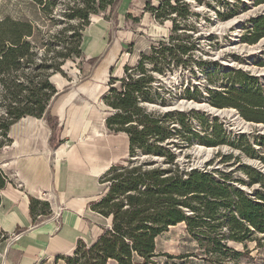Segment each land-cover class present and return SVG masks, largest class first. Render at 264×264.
Returning a JSON list of instances; mask_svg holds the SVG:
<instances>
[{
    "label": "trees",
    "instance_id": "16d2710c",
    "mask_svg": "<svg viewBox=\"0 0 264 264\" xmlns=\"http://www.w3.org/2000/svg\"><path fill=\"white\" fill-rule=\"evenodd\" d=\"M32 1L46 12H51L55 5L53 0ZM118 1L80 0L81 9L67 7L70 13L67 15L86 23L89 14L112 11ZM203 1L160 0L154 6L151 0H145L143 12H148L158 23L169 22L171 35L149 58V69L140 60L135 67L124 68L122 77L108 81L109 88L102 97L104 106L110 110L105 125L112 133L127 135L128 158L111 166L103 175L100 183L105 192L91 208L107 227L91 245L78 243L71 255L62 258L64 264H159L155 261L158 257L156 239L178 224H185L188 235L197 245L196 257L205 264H232L227 260L228 255L250 259V242L264 249L263 174L249 166H240L247 179L237 182L249 187L259 186L248 194L231 183L236 182L231 176L218 170L182 168L169 147H187L197 137L191 131L188 116L148 111L143 105L154 101L149 93L155 80L153 73L162 74L171 67L184 66L192 56L195 45L188 41L190 36L183 37L177 32L184 29L192 13L191 2L202 4ZM263 3L264 0H255L256 5ZM205 5L212 7L210 3ZM235 12L234 4L217 16L226 20ZM251 24L249 36L244 40L255 44L264 38V16L251 19ZM38 37L40 31L28 22L0 21V150L9 143L11 125L27 116H43L57 93L50 77L62 73L65 62L82 53V35L81 41L76 32L67 37L53 36L61 49L50 57L45 55L36 64V53L30 41ZM255 80L242 76V81L251 82L249 84H254ZM117 82L118 88L114 86ZM208 103L219 110L234 108L244 120L264 124V92L250 85L240 89L230 86L221 93L210 92ZM192 115L197 116L194 112ZM168 120L176 121L180 128L169 129ZM173 132L180 138L178 142L169 140ZM211 134L197 139L210 147L230 143L221 127H212ZM248 149L249 156H254L249 144ZM139 155L163 158V162H139L134 159ZM228 159L231 157L222 156L223 162ZM260 159L264 164V157ZM6 183L7 177L0 169V202ZM49 209L47 202L30 199L29 211L33 218L47 215ZM3 239L0 230V241ZM230 243L240 244L243 251L234 250Z\"/></svg>",
    "mask_w": 264,
    "mask_h": 264
},
{
    "label": "rangeland",
    "instance_id": "374dc122",
    "mask_svg": "<svg viewBox=\"0 0 264 264\" xmlns=\"http://www.w3.org/2000/svg\"><path fill=\"white\" fill-rule=\"evenodd\" d=\"M54 7L51 12L42 11V7L34 4L32 0H0V21L10 19L13 21H25L40 31V37L32 39V51L36 53L35 63L47 55L52 56L61 49L53 36H70L73 32L83 36L88 27L105 25L106 33L110 27L114 32L125 30L135 35L132 37L135 49L127 45L123 54L119 57L118 66L124 64V68H133L140 60L145 62L149 69V58L157 52L161 44L167 42L171 35L169 22L158 23L152 19L147 22L143 16L148 17L144 11L145 0H119L113 10H105L97 14H89L86 23L71 18L67 14V7H73L76 11L81 9L80 0H53ZM160 0H151L154 6ZM204 0L202 4L191 2V15L188 16L185 27L177 32L181 36H190L189 42L194 43L195 50L187 59L184 66L171 67L162 74L153 73L154 82L150 85L149 93L154 101L144 103L148 111L165 114L171 112L185 113L188 116L192 132L197 137L211 136L212 127H221L226 131L228 141L235 146L223 144L217 147L206 146L197 137L192 143L184 148L170 145L171 151L176 155L178 164L185 169L218 170L231 176V182L236 187L243 188L248 194L259 188L258 184L249 187L242 185L237 180L246 181V176L240 169L245 165L254 168L264 176V124L244 120L234 108H222V114H211L204 108H190L187 103L209 106L210 92L221 93L226 88L233 86L236 89L252 86L254 89L264 92V38L255 44H248L244 38L249 36L251 19L264 16V3L256 5L255 0ZM212 4V7L206 6ZM236 6L235 14L229 19L218 18L217 13H223L225 8ZM123 28V29H122ZM128 29V30H127ZM66 30V31H64ZM62 32V34H61ZM110 37V33L107 37ZM51 37V38H49ZM67 41L66 38H63ZM90 40L86 35V41ZM50 49V50H49ZM49 50V52H48ZM134 52V55H132ZM84 57L68 59L61 67L62 73L50 77V83L55 87L59 82L60 88L66 86L71 78L79 77L85 68ZM117 66V67H118ZM118 67V68H119ZM118 73H114L117 75ZM247 75L255 78L254 84L242 81V76ZM121 72L119 77H122ZM55 77V78H52ZM118 88L119 83L114 85ZM105 84V92L108 90ZM107 109V108H106ZM215 109V107H214ZM109 114L110 110L107 109ZM217 110H219L217 108ZM194 112L198 119L192 115ZM174 122V123H172ZM167 125V124H166ZM168 127L179 129L176 121L168 120ZM171 142H178L180 138L173 132L169 138ZM248 144L254 150V156H249ZM143 156V157H142ZM222 156H230L227 162L222 161ZM153 158L139 155L134 158L139 162H154L161 164L163 158ZM125 161V160H124ZM123 161V162H124ZM164 166V165H163ZM50 206V205H49ZM264 244V243H263ZM229 246L236 251H243L240 244L230 243ZM249 258H234L228 255L232 264H264V249L256 248L253 242L248 243ZM196 243L190 238L185 224L170 227L156 239L155 259L159 264H205L199 257ZM165 255L173 256L168 259ZM177 258H183L181 260Z\"/></svg>",
    "mask_w": 264,
    "mask_h": 264
},
{
    "label": "crops",
    "instance_id": "0c3cea01",
    "mask_svg": "<svg viewBox=\"0 0 264 264\" xmlns=\"http://www.w3.org/2000/svg\"><path fill=\"white\" fill-rule=\"evenodd\" d=\"M142 18L152 21L150 14ZM106 27H88L81 46L85 68L65 87L56 83L43 116L21 118L9 128V143L0 150L7 177L0 202V264H64L62 258L78 243L91 245L107 227L91 208L105 192L103 175L128 158V137L106 128L109 112L102 97L110 78L123 73L117 60L127 45L135 49V35L111 27L106 33ZM43 191L51 194L49 213L33 218L30 199Z\"/></svg>",
    "mask_w": 264,
    "mask_h": 264
},
{
    "label": "bare ground",
    "instance_id": "6f19581e",
    "mask_svg": "<svg viewBox=\"0 0 264 264\" xmlns=\"http://www.w3.org/2000/svg\"><path fill=\"white\" fill-rule=\"evenodd\" d=\"M187 107H190V108H195V109H199V108H204L206 109V111H208L209 113L211 114H215V115H218V114H222L224 113L223 111L221 110H217V109H214V108H211L209 106H203V105H197V104H194V103H187L186 105Z\"/></svg>",
    "mask_w": 264,
    "mask_h": 264
},
{
    "label": "built area",
    "instance_id": "2783aa9c",
    "mask_svg": "<svg viewBox=\"0 0 264 264\" xmlns=\"http://www.w3.org/2000/svg\"><path fill=\"white\" fill-rule=\"evenodd\" d=\"M18 187H21V184L19 183L18 184ZM40 201H44V202H47L49 205H50V200H51V194L50 192H46V191H43V192H40V195L38 197ZM55 216H59V214H55Z\"/></svg>",
    "mask_w": 264,
    "mask_h": 264
},
{
    "label": "water",
    "instance_id": "95a60500",
    "mask_svg": "<svg viewBox=\"0 0 264 264\" xmlns=\"http://www.w3.org/2000/svg\"><path fill=\"white\" fill-rule=\"evenodd\" d=\"M143 157V156H142ZM154 160L156 159L155 157L153 158ZM241 189H243V188H241ZM244 190V189H243Z\"/></svg>",
    "mask_w": 264,
    "mask_h": 264
}]
</instances>
